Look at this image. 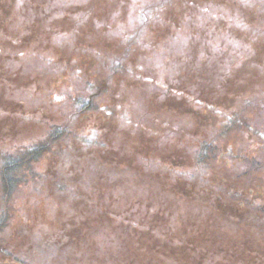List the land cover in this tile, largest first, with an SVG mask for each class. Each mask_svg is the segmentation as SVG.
<instances>
[{
  "label": "rangeland",
  "instance_id": "rangeland-1",
  "mask_svg": "<svg viewBox=\"0 0 264 264\" xmlns=\"http://www.w3.org/2000/svg\"><path fill=\"white\" fill-rule=\"evenodd\" d=\"M99 77L7 193V264H264V0H0V168Z\"/></svg>",
  "mask_w": 264,
  "mask_h": 264
},
{
  "label": "trees",
  "instance_id": "trees-1",
  "mask_svg": "<svg viewBox=\"0 0 264 264\" xmlns=\"http://www.w3.org/2000/svg\"><path fill=\"white\" fill-rule=\"evenodd\" d=\"M145 12L146 11H144V13ZM117 58L118 57H111L109 59L106 58V63L103 65V69L106 70V73L110 72L113 75L115 72H124V70L126 71V66L124 65L123 60ZM103 80L104 79L102 77H99L98 82L89 80L90 82H86L85 87L77 91L75 96L70 95V97H73L72 99L74 103L72 107L69 106L70 110L66 114V120L50 125L46 135L35 141L34 145L22 147L13 152L1 154V157L3 158L1 159L2 165L0 168V189L1 192L3 191L4 193L1 194L0 203V231L3 228V225L11 219V213H13V199H6L7 193L13 192L21 185L27 183L25 171L30 166V160L36 162L42 157L43 154L45 155L47 151L52 153L54 148L51 145L54 140H57L61 143L64 142L63 144H66V139L75 136L71 130V126L77 122L80 114L87 113L89 110L93 112L95 111L97 106V101L95 98L98 97L96 94L103 93V91L106 89L105 82L101 84ZM239 113L240 111L234 112L233 119L228 123L231 124V122H234L236 119H238ZM80 139L82 140L81 135H78L76 141L79 142ZM213 147V145H210V147L207 148L205 145L201 148L199 155L201 156L204 154V152H208V149L212 150ZM80 148H82V145ZM19 165H21V167ZM33 179L35 178L33 177ZM6 200L10 204L7 203L6 205ZM0 254L5 258L2 264H7L9 260H12L10 258L11 253L7 252L4 246H0ZM7 256L10 257L8 258Z\"/></svg>",
  "mask_w": 264,
  "mask_h": 264
}]
</instances>
